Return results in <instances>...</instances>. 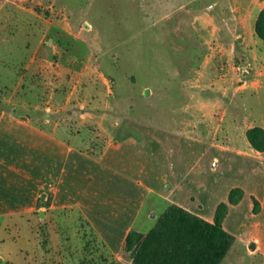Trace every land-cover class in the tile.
<instances>
[{
  "label": "crops",
  "instance_id": "0c3cea01",
  "mask_svg": "<svg viewBox=\"0 0 264 264\" xmlns=\"http://www.w3.org/2000/svg\"><path fill=\"white\" fill-rule=\"evenodd\" d=\"M202 1H207L204 9ZM187 3L192 4L194 24L205 22L212 26L208 32L214 36V45L227 56L226 61L219 62L211 54L205 55L190 82L198 88L203 81L210 87L217 86L207 99L192 96L197 101L193 108L201 123L184 122L175 127L140 123L130 127L134 131L126 135L91 139L87 146L78 148L69 136L79 135L82 128L89 132L80 120L85 118V112L76 114L71 109L40 106L4 108V143L9 145L11 140L23 148L22 152L33 148L30 173L26 170L30 164L28 151L14 159L8 154V146L4 147V196L17 193L19 200L20 192L9 187L18 178L34 185L29 192L24 189L29 200L19 207L25 215L35 213L38 228L47 229L42 232L44 240L40 236L37 242L40 250L34 264H56L53 256L47 257L44 247L49 244L59 252L63 250V238L56 236L59 217L69 219L74 213L81 226L93 230V240L102 244L106 255L120 260L126 235L150 201L153 205L148 215L152 219L159 206L164 207V212L169 205H175L210 224L218 205H227L222 228L234 237L233 246L248 257L264 261V151H255L246 139L247 130H264V113L254 112L250 102L264 99V41L254 34L264 0ZM170 5L167 2L162 10L180 11L185 6ZM162 18L168 20L170 15ZM192 36L203 46L200 29L194 28ZM60 66L54 62L55 70ZM27 68L25 65L20 85L25 83ZM59 76L55 71L54 88L60 85ZM38 88H34L36 97L41 94ZM54 92L59 97V91ZM119 128L121 125H116L114 131ZM61 129L64 136L57 134ZM6 132L11 135L7 137ZM232 190L242 193L236 205L228 204ZM10 204L4 198V213H13L9 211ZM66 255L61 254L64 262Z\"/></svg>",
  "mask_w": 264,
  "mask_h": 264
},
{
  "label": "rangeland",
  "instance_id": "374dc122",
  "mask_svg": "<svg viewBox=\"0 0 264 264\" xmlns=\"http://www.w3.org/2000/svg\"><path fill=\"white\" fill-rule=\"evenodd\" d=\"M187 1L0 0V264H34L40 250L37 242L47 230L38 228L35 213L19 212V207L28 203L24 189L26 192L33 189L32 182L23 183L19 178L11 182L10 189L20 192L19 200L15 197L17 193L13 197L4 196V147L8 146V154L14 159L23 150L10 143L11 137L9 145L4 143V108L40 106L71 109L76 114L85 112V118L77 116V120H82L90 133L82 128L79 135L69 136L78 148L87 146L91 139L126 135L134 131L130 127L140 123L171 127L184 122L201 123L193 108L197 101L192 96L207 99L217 86L210 87L203 81L198 88L190 82L205 55L211 54L219 62L226 61L227 56L214 45V36L208 32L212 26L205 22L200 26L194 24L192 4ZM167 2L171 8L185 6L180 11H163ZM202 5L204 9L207 1H202ZM166 14L170 19L162 18ZM194 28L201 31L203 46L193 38ZM16 46L23 48L28 65L24 83L28 93L23 98L18 96L21 90L18 80L4 98V52ZM54 62L62 67L55 70ZM55 71L60 75L58 88L53 83ZM24 73L23 69L21 75ZM101 79L105 85H101ZM34 87H40V95L45 97L39 104L32 98ZM55 89L59 97L55 96ZM250 102L254 112L264 113V99ZM116 125H121V130L114 131ZM10 133L5 134L9 137ZM57 134L66 133L61 129ZM32 150L25 148L22 152L23 156L28 151L30 164L26 170L30 173ZM4 198L11 202L9 211L13 213H4ZM152 205L150 201L142 209L133 230L140 233L151 230L164 208L159 206L156 218L152 219L148 215ZM59 218L56 236L63 238L60 252L67 253L66 261L60 259L58 249L49 244L44 247L47 257L53 256L56 264H129L123 254L120 260L108 257L102 244L93 240L96 236L93 230L81 226L76 213L69 219ZM6 257L10 261H4ZM222 264H264V261L248 257L234 245Z\"/></svg>",
  "mask_w": 264,
  "mask_h": 264
},
{
  "label": "trees",
  "instance_id": "16d2710c",
  "mask_svg": "<svg viewBox=\"0 0 264 264\" xmlns=\"http://www.w3.org/2000/svg\"><path fill=\"white\" fill-rule=\"evenodd\" d=\"M254 34L258 40L264 41V9L257 17ZM25 63L22 47L16 46L8 53L4 52V98L9 96L7 90L21 78ZM25 86L24 83L20 85L22 96L28 93ZM32 95L36 97L37 94L33 92ZM33 99L37 102L35 104H39L45 97L40 95ZM246 139L252 149L264 151L263 129L253 127L247 130ZM241 197L239 190H232L228 204L236 205ZM227 209L225 204L218 205L214 221L210 224L175 205H169L148 232H128L123 241V257L129 264H222L235 242L234 237L222 228ZM254 212H257L256 202Z\"/></svg>",
  "mask_w": 264,
  "mask_h": 264
},
{
  "label": "water",
  "instance_id": "95a60500",
  "mask_svg": "<svg viewBox=\"0 0 264 264\" xmlns=\"http://www.w3.org/2000/svg\"><path fill=\"white\" fill-rule=\"evenodd\" d=\"M146 95H148V91H146V93H145ZM40 216H42V215H40ZM251 249H252V247H251Z\"/></svg>",
  "mask_w": 264,
  "mask_h": 264
}]
</instances>
